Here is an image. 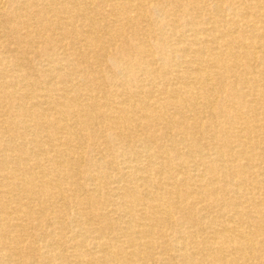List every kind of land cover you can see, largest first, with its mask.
<instances>
[{"label": "bare ground", "instance_id": "obj_1", "mask_svg": "<svg viewBox=\"0 0 264 264\" xmlns=\"http://www.w3.org/2000/svg\"><path fill=\"white\" fill-rule=\"evenodd\" d=\"M0 264H264V0H0Z\"/></svg>", "mask_w": 264, "mask_h": 264}]
</instances>
